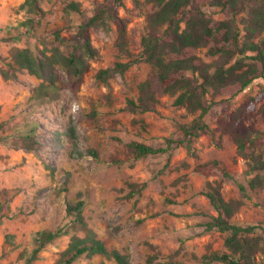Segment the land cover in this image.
Listing matches in <instances>:
<instances>
[{
  "label": "rangeland",
  "instance_id": "obj_1",
  "mask_svg": "<svg viewBox=\"0 0 264 264\" xmlns=\"http://www.w3.org/2000/svg\"><path fill=\"white\" fill-rule=\"evenodd\" d=\"M23 1L0 0V68L6 66L5 58L12 47H29L38 52L43 39L45 42L53 39V30L60 29L62 36L69 37L96 8L112 3V0H40L42 14L38 15L21 6ZM69 1L77 2L82 14L68 10ZM150 10L149 5L142 3L135 7L132 0H123V6L117 8L118 16L125 22L127 44L133 54L140 50L145 13ZM214 17L222 18L221 14ZM28 18L36 21L31 35H24L18 41L8 39L17 34V26ZM117 27V23L110 22L107 31L90 30L98 55L89 60L88 70L75 88L70 86L66 73L59 71L61 85L56 98L32 102L30 96L38 79L25 71H17L9 78L0 73V122L9 120L5 123L8 127L26 117L36 123L32 149L20 141L15 145L12 137L0 139V201L9 207L6 217L0 221V253L6 234L14 235L18 244L8 256H0V264H23L19 253L23 249L30 252L37 232L54 229L67 221L64 199L73 200L78 193L89 226L108 249L128 252L131 264H145L146 255L152 252L158 253L153 264L170 260L177 264H199L197 258L206 251L207 245L222 248L224 238L218 231H204L203 223L208 217L201 214H216L200 190L206 181L218 177H205L194 170L197 163L212 159L218 160L231 174L222 181L224 197L241 202L234 221L264 227V186L258 194L249 191L250 175L245 174L244 160L236 155L228 134L219 135L215 131L212 138L200 135L194 144L196 156L179 145L165 153L133 161L131 149L125 143L137 140L153 147L164 146L166 138L181 137L176 124L190 121L198 112L186 113L174 106L173 97L166 94L159 95L156 111L125 110V98H135L137 84L150 73L146 63L131 65L123 75L116 73L107 84L95 80L94 73L99 68L126 60L118 56ZM199 55L206 62L214 58L203 52ZM255 84L264 82L257 80ZM255 84L233 100L212 106L205 116L209 126L215 128L219 117L253 94ZM70 121L76 128L81 155L72 152L69 141L61 136ZM254 127L264 129L260 113L255 115ZM9 132L10 128L5 133ZM89 147L98 151V159L86 152ZM65 178L67 190L63 191L61 184ZM130 181L145 182L146 186L139 195L125 199L126 183ZM237 182L245 187L247 197L242 195ZM167 198L175 199L176 203H168ZM73 233L83 235L77 227L70 229L47 244L33 264H53ZM101 260L98 256L91 259L81 256L72 264H101ZM104 262L113 264L109 260Z\"/></svg>",
  "mask_w": 264,
  "mask_h": 264
},
{
  "label": "trees",
  "instance_id": "obj_2",
  "mask_svg": "<svg viewBox=\"0 0 264 264\" xmlns=\"http://www.w3.org/2000/svg\"><path fill=\"white\" fill-rule=\"evenodd\" d=\"M39 1L24 0L21 6L39 15L42 14ZM111 2L86 16L69 37L62 36L60 29L53 30V39L48 42L43 39L38 52L29 47H12L5 58L6 66L0 68L1 75L9 78L15 76L17 71H25L39 80L30 96L32 102L56 98L61 85L59 71L66 73L70 86L75 88L82 82L89 60L98 55L91 42L90 30L107 31L109 23L115 22L118 25L115 42L118 56L122 55L126 60L114 61L111 66L99 68L94 73L95 80L107 84L108 79L116 73L123 75L131 65L146 63L150 66V73L137 84V96L125 98V110L131 113L156 111L159 95L166 94L173 97L174 106L183 108L186 113L198 112L190 121L178 122L177 131L181 137L166 138L164 146L153 147L137 140L125 143L131 149L133 161L165 153L179 145L184 146L191 156H196L194 144L198 137L207 135L212 138L214 132L219 131V135L228 134L232 138L236 155L244 160L245 174L250 175L247 181L249 191L260 193L264 186V129H256L254 123L257 113L264 119V102L260 103L264 96V84H255L257 80L264 82V0H132L135 7L142 3L151 8L145 13L137 54L130 52L125 22L117 14L123 0ZM66 8L82 14L77 2L69 1ZM214 14H221L222 18L216 19ZM35 22L29 18L20 22L16 28L17 34L8 39L18 41L24 35H31ZM201 52L214 58L206 62L199 55ZM252 84H255V92L245 97L231 112L219 117L216 127L211 128L205 121L210 108L217 103L233 100ZM8 122H0V136L4 134L0 139L12 137L15 145L20 141L27 149H32L35 121L23 117L20 122L7 127L5 123ZM145 125L141 121V126ZM8 128L11 129L10 134L5 133ZM61 136L69 141L72 152L81 155L76 128L71 121ZM86 152L98 159L95 148H86ZM194 170L205 177H218L206 181L205 187L200 190L216 214H201L208 217L203 223L204 231H218L224 237L222 248L213 249L207 245L206 251L197 258L199 264H264V227L235 222L234 216L241 202L226 199L223 195L222 181L231 174L216 159L197 163ZM126 185L128 190L124 197L130 199L139 195L146 183L130 181ZM237 185L242 195L247 197L245 187L239 182ZM61 190H67V178L62 181ZM166 201L176 203L175 199L167 198ZM64 203L67 221L54 229L37 232L30 252L23 249L19 253V257L24 259L23 264H33L47 244L76 227L83 231V235L71 234L66 247L58 253L53 264H72L81 256L87 259L98 256L102 258L101 264H105L104 260L113 264H131L128 252L108 249L89 226L80 193L73 200L65 198ZM8 210V205L0 201V221L6 217ZM256 229L259 231L256 232ZM3 247L1 257L8 256L18 247L14 235H5ZM157 257V252L147 254L144 263L153 264ZM165 264L177 263L170 260Z\"/></svg>",
  "mask_w": 264,
  "mask_h": 264
}]
</instances>
